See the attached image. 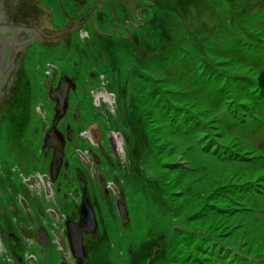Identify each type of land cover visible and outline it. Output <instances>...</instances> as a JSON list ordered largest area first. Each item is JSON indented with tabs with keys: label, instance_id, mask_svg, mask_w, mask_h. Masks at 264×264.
I'll use <instances>...</instances> for the list:
<instances>
[{
	"label": "rangeland",
	"instance_id": "rangeland-1",
	"mask_svg": "<svg viewBox=\"0 0 264 264\" xmlns=\"http://www.w3.org/2000/svg\"><path fill=\"white\" fill-rule=\"evenodd\" d=\"M136 1L126 3L133 6ZM145 15L150 24L141 27L148 26L146 47L141 45L132 60L120 50L118 58L111 59L114 48L107 50L102 43L40 50L37 58H42V66L29 57L19 82L21 93L27 95L29 88L34 92L23 136L27 152L20 156L11 146L2 123L0 163L8 159L23 163L29 171H48L38 152L37 126L44 121L35 114L36 109L47 114V125L52 121V107L42 98L44 78L49 72L71 74L73 64L79 63L81 69L90 64L91 70L105 74L108 90L117 95V112L101 118L90 95L98 76L89 78L82 72L78 91L70 98L71 106L78 105L83 112L75 125L78 128L87 120L95 142L96 123L104 135L100 148L78 135L68 153L73 156L77 147H87L103 159L112 156L107 125L130 131L128 115L134 124L128 134L135 137V132L141 145L135 151L136 141L131 138L119 147L111 164L106 160L99 168L106 181L118 180L116 192L106 194L99 179L89 178L98 204L99 233L105 232L107 239L97 241L100 246L96 244L85 264H132L134 258L144 259L140 264H264V0H157ZM233 49L244 51L246 60L220 53ZM186 65L190 70L183 76ZM133 103L138 109L143 103L151 145L143 140L142 116L133 114ZM23 105L18 101L12 108L22 107L20 115H24ZM118 158L122 165H116ZM74 163L82 166L78 158ZM13 176L19 187L20 177ZM78 188L75 178L66 189L68 204L62 209L67 214L75 208L72 194ZM6 195H0V213ZM117 198L129 211L125 225L117 215ZM40 221V216L35 217L33 225ZM25 235L21 233L22 239ZM141 249V256L136 255ZM221 249L226 252L219 253ZM27 251L38 256V264H59L64 257L55 244L45 247L38 241Z\"/></svg>",
	"mask_w": 264,
	"mask_h": 264
},
{
	"label": "flooded vegetation",
	"instance_id": "flooded-vegetation-1",
	"mask_svg": "<svg viewBox=\"0 0 264 264\" xmlns=\"http://www.w3.org/2000/svg\"><path fill=\"white\" fill-rule=\"evenodd\" d=\"M127 1L0 0V23H21L27 26L13 29L2 28L0 30V121L7 128L8 138L11 129L7 127L8 121L6 118L11 115L12 103L18 99L21 93V90H18L19 82L24 66H28L29 57L34 56L35 65L42 66L43 64H39L42 62V58H37L40 55V50L47 49L52 52L60 45L70 48L71 45H78L79 43L94 46L102 43V46L105 45L104 48L107 49L115 45L121 52L126 51L127 55L130 49L133 51L134 49L141 50L143 38L148 33V26L146 29H141V27L150 25L145 13L156 7L157 0H137L133 6L131 4L129 6L126 3ZM117 9L120 15L116 14L115 10ZM107 54L108 52L105 55ZM43 61L45 62V58ZM50 64L57 66L54 62ZM72 66L75 67L71 74L67 72L59 74L58 72H49L46 76V78H49L50 86L53 87H57L60 78L63 76L75 77V88H71L69 91L68 108L57 124V128L64 139V156L56 179L53 180L49 171L54 148L50 146L47 151L43 149L44 134L52 126L53 108L55 107V103L48 98L49 86L45 85V78L43 86L46 88V99L52 107V121L47 125V114L43 115L42 111L37 109L35 114L39 115L44 121L37 126L40 137L38 152L41 155L43 164H48V171H29L23 163H10L8 159H3L0 165L2 175L0 195L3 192L7 193L4 197V209L1 207L0 213V218L3 217L4 219L3 222H0V262L10 261L16 264L13 256L15 253L21 258L23 264H38V256L29 253L27 247H31L36 241L40 243L37 239L39 227H43L47 231L50 241L49 246L55 244L63 252L64 257L59 264H85L90 252L94 250L93 247H96L97 241L103 238L104 233H99L100 222L97 213L96 195L90 190L89 178L99 179L104 185L106 194L110 191L116 192L114 186L116 185L115 181L118 180L106 181L99 168L102 167L103 163H106V160L107 163L111 164V159L115 157L117 151L114 152L111 147L112 156H106L105 159L98 155L93 148L87 147H77L73 156L68 153L67 149L78 135L88 139L97 148L101 147L100 139L104 135L102 127L96 123V119H94V123H96L99 130L96 142L94 132L91 126L87 124V120L84 125H80L78 128L75 125V122L77 123L82 119L83 112H80L78 105L71 106L70 98L72 92L78 91V80L82 72H80L79 63ZM90 74H92L91 78H97L98 76L99 80L98 84L90 90L91 100L95 109H97V113H101V118H109L110 114L115 115L117 112V95L115 92L108 90V80L105 74H98L94 70L90 71ZM104 90L112 93L113 96L109 97ZM69 128L72 130L71 138L68 137ZM107 128L109 142L110 138L113 137L117 150L119 147L122 148L129 140L127 129L115 131L109 128L108 125ZM10 144L17 152L20 151V153L18 152L20 156L27 152L24 144L21 150L14 147L11 142ZM76 158L80 160L82 166L74 163ZM120 164L122 165L121 160L118 158L116 165ZM14 174H17L21 179L19 187L14 184ZM75 178L79 184L78 191L72 194L75 208L71 214H67L62 207L68 204L69 194L66 189L74 185ZM64 181H66V184H64ZM63 189L65 190L64 194L59 197L58 195ZM84 198L88 199L94 210L97 229L93 233L83 232V245L87 256L81 262L72 253L67 234V223L68 221H80ZM117 200L120 199L117 198ZM37 216H40L41 221L37 225H33ZM3 230L7 233L5 239L2 234ZM22 232L26 233L24 239L21 237ZM100 244L97 243V248Z\"/></svg>",
	"mask_w": 264,
	"mask_h": 264
},
{
	"label": "water",
	"instance_id": "water-1",
	"mask_svg": "<svg viewBox=\"0 0 264 264\" xmlns=\"http://www.w3.org/2000/svg\"><path fill=\"white\" fill-rule=\"evenodd\" d=\"M27 27L21 23H0V30L2 28H20ZM45 85L49 86L48 98L55 103L54 107V117L52 121V126L50 130L46 131L44 134V151L50 146H53L54 153L51 158V163L49 165V171L53 178L56 179L59 169L62 164V158L64 156V139L62 134L57 128V124L60 119L65 115L66 110L69 105V91L71 88H75V77L63 76L60 78L57 87L50 86L49 78L45 80ZM68 137H72V130L68 129ZM110 145L112 150L117 151V146L114 138H110ZM117 213L121 222L125 225L129 222V211L125 201L117 200ZM97 229V220L95 217L94 210L90 205L87 198H84L83 204L81 206V217L79 222L68 221L67 223V234L69 237V242L73 255L83 262L87 256L83 245V232L93 233ZM3 238L7 237V233L2 231ZM37 239L44 246H49L50 241L47 231L43 227H39L37 230ZM16 264H23L21 258L17 254H13Z\"/></svg>",
	"mask_w": 264,
	"mask_h": 264
},
{
	"label": "trees",
	"instance_id": "trees-1",
	"mask_svg": "<svg viewBox=\"0 0 264 264\" xmlns=\"http://www.w3.org/2000/svg\"><path fill=\"white\" fill-rule=\"evenodd\" d=\"M152 25L154 26V24L152 23ZM148 44V43H147ZM89 45H87V47H88ZM90 46H94V45H91L90 44ZM144 47H146L145 45H143ZM114 49H111L110 51V53L109 54H113V55H111V59L112 58H116V56H117V58H118V55H116L117 54V50H119L118 48H116V46L114 45V46H112ZM107 49V48H106ZM89 50H90V48H89ZM95 49L94 48H91V51L93 52ZM108 50V49H107ZM121 51V50H120ZM139 51V50H138ZM129 54L127 55V56H129V57H131V60H132V56L134 55V53H136V49H134V51L133 50H129V52H128ZM220 53L222 54V55H226V56H228V57H237V59H239L240 61H245L246 60V56H247V54L243 51L242 52V50H236V49H233L232 51H229V50H225V51H223V52H221L220 51ZM83 57H85V58H87V59H89V55L88 54H86V55H84V54H81ZM47 57V56H46ZM87 62V61H86ZM138 65V64H137ZM75 67V66H74ZM73 67V68H74ZM80 67V72H85V74L89 77V78H91L92 77V74H90V71H92L91 70V66H90V64H87V66H83L82 67V69H81V66H79ZM139 67V69H140V72H141V69H142V66H138ZM137 67V68H138ZM83 68H85L84 70H83ZM184 70H183V72L181 71V75H183V76H186V74L188 73V71L190 70V69H188V65H186V66H184V68H183ZM139 71V70H138ZM135 73H137V69L135 70V72H134V74ZM132 84H135V81H132ZM20 85V84H19ZM202 87H204V86H202ZM224 88V87H223ZM19 90H21L20 89V87H19ZM28 94L27 95H25V92L23 93V91H22V93H20V95H19V97H18V99L15 101V103L16 102H18V101H22V103L24 102V105H23V107H24V112H25V114L24 115H20L21 113H22V107L21 108H18L17 110H13V108H16V107H14V106H12L13 108H12V112H11V115L10 116H8V118H6V120L8 121L7 122V127L8 128H10L11 130H10V133H9V138H10V142L12 143V144H14V147H18V148H20V150L23 148V136H24V128H25V126H26V124L28 123V120H29V112H30V110H29V108L30 107H34L33 105H32V103L34 102V100H33V98H34V92L33 91H31L30 90V88L28 89V92H27ZM132 94H133V96H135L136 94L132 91ZM38 96V95H37ZM141 96V94L139 93V97ZM42 98H46V96L44 95V96H42ZM142 99V98H141ZM135 101V100H134ZM136 102H137V100H136ZM14 103V104H15ZM143 103H145V102H143ZM143 103H141L140 104V108L138 109L137 108V106H135V104L133 103V107H132V112H133V114L135 115V114H139L140 116H142V132H141V134H142V136H144V138H143V140H147L148 142H149V144H150V140H149V136H148V132H147V127H146V121H145V119L143 118L144 117V113L142 112L145 108H144V106L142 105ZM13 103H12V105H14ZM143 109V110H142ZM5 110H8V109H5ZM139 110V111H138ZM132 114V115H133ZM131 115V116H132ZM126 122H127V125H128V127L130 128V131L129 130H127L128 131V133H130L131 131H133L134 130V124H133V120L132 119H130V115H128V118L126 119ZM21 124V125H20ZM13 127H15V128H13ZM1 128H2V123H1V121H0V130H1ZM17 128V129H16ZM18 130H21V132H18V133H15L16 131H18ZM132 133H134L135 134V137L134 136H132L131 134H129V140H131V138H135V141H136V148H135V151L138 149V147H139V145H141L140 143H139V141H138V138H139V136L135 133V132H132ZM146 133H147V135H146ZM128 140V141H129ZM137 142H138V145H137ZM151 145V144H150ZM151 147V146H150ZM25 152H26V150H25ZM0 165H1V163H0ZM26 168H28L27 166H26ZM1 177H2V175H0V179H1ZM106 239H107V236L105 235V232H104V234H103V238L101 239V240H99V242L100 243H104L105 241H106ZM97 244V243H96ZM147 245H151V244H147ZM146 245V246H147ZM150 247V246H149ZM151 247H153V245H151ZM94 248V247H93ZM96 248V247H95ZM143 249H144V247H142ZM221 251L222 252H219V253H223V252H226V250L225 249H221ZM155 253H157V252H155ZM227 253H229V252H227ZM231 253V252H230ZM141 254H142V249H141V251H140V254H136V255H138V256H141ZM151 255H153V253H151L150 254V256H148V258H152L151 257ZM225 256H226V253L224 254ZM138 256H137V258H138ZM141 260H144V259H141ZM141 260H140V258H138V259H136L135 260V258L133 259V261H132V264H140V262H141ZM147 261V260H146ZM152 261V260H151ZM154 262V261H153Z\"/></svg>",
	"mask_w": 264,
	"mask_h": 264
},
{
	"label": "built area",
	"instance_id": "built-area-1",
	"mask_svg": "<svg viewBox=\"0 0 264 264\" xmlns=\"http://www.w3.org/2000/svg\"><path fill=\"white\" fill-rule=\"evenodd\" d=\"M111 109H113V108H111ZM29 255V254H28ZM30 256H32V255H30Z\"/></svg>",
	"mask_w": 264,
	"mask_h": 264
}]
</instances>
